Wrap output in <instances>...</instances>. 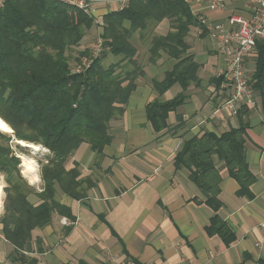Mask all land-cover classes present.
<instances>
[{
  "label": "trees",
  "instance_id": "obj_1",
  "mask_svg": "<svg viewBox=\"0 0 264 264\" xmlns=\"http://www.w3.org/2000/svg\"><path fill=\"white\" fill-rule=\"evenodd\" d=\"M166 18L173 21V30L166 35L150 34ZM198 24L185 0H130L104 16L98 35L102 50L96 53L98 37L94 46L80 47L96 25L94 17L81 9L57 0L5 2L0 11V127L9 129L10 125L15 138L49 150L40 161L42 186L37 189L23 176L22 160L17 156L18 151L30 150L14 144L12 135L0 131V171L7 175L4 189L0 176L1 200L6 192L0 223L5 237L15 246L17 259L26 261L34 231L48 225L54 213L74 218L71 208L57 198L59 190L80 199L87 187L95 185L91 177L82 176L77 161L71 168L67 162L83 143L98 156L112 143L111 122L123 114L137 79L144 74L137 60L139 49L133 43L135 32L142 41L151 40V60L160 56V51L175 60L163 80L153 81L162 93L177 82L184 87L198 82L200 66L188 55L186 41L191 27ZM109 53L118 60L107 62ZM253 56L251 78L264 117V39L258 40ZM186 98L181 93L171 100L148 104V117L156 131L167 125L169 111L176 110ZM252 111L246 106L239 108V125L221 134L204 131L185 140L175 157L176 167L189 171L204 201L215 211L209 232L218 231L228 241L234 240V233L217 213L222 206V176L215 159L223 161L239 182V192L248 193L256 178L245 146Z\"/></svg>",
  "mask_w": 264,
  "mask_h": 264
},
{
  "label": "crops",
  "instance_id": "obj_2",
  "mask_svg": "<svg viewBox=\"0 0 264 264\" xmlns=\"http://www.w3.org/2000/svg\"><path fill=\"white\" fill-rule=\"evenodd\" d=\"M244 0H228L229 9L199 8L211 23L230 27L228 15L242 11ZM117 3L100 5L94 25L82 40L81 48L94 46L104 16L119 10ZM198 19V12L192 13ZM199 20V19H198ZM170 19L158 23L152 35L173 30ZM186 36L188 55L199 63L198 82L184 87L179 82L160 93L154 80H163L175 60L164 51L151 60V40L142 43L135 32L138 62L144 74L137 79L122 115L111 122L113 141L98 156L83 143L69 158L67 167L80 164L82 176L91 177L94 186L74 199L61 190L57 198L71 208L74 218L54 213L52 221L34 231L32 250L26 261L16 258L0 223V264H264V117L252 111L246 129V158L255 175L248 193H240L239 182L224 162L216 157L221 169L222 206L219 217L234 233L228 241L218 231L209 232L215 211L204 201L200 189L185 168H177L175 157L185 140L204 131L221 134L239 125L236 113L221 107L218 93L220 71L226 60L218 50L205 24L199 20ZM127 27L129 22H125ZM137 41V42H135ZM255 54V53H254ZM118 57L108 54L107 62ZM248 68L254 71V56ZM185 102L168 113L167 125L156 131L149 120L147 106L167 101L179 94ZM202 200V201H201Z\"/></svg>",
  "mask_w": 264,
  "mask_h": 264
},
{
  "label": "built area",
  "instance_id": "obj_3",
  "mask_svg": "<svg viewBox=\"0 0 264 264\" xmlns=\"http://www.w3.org/2000/svg\"><path fill=\"white\" fill-rule=\"evenodd\" d=\"M7 0H0V11ZM63 4L81 9L94 17L100 5L117 3L119 9L125 7L130 0H57ZM192 13L199 14L198 19L205 24L218 50L226 60L225 68L220 71L222 77L219 95L221 107L230 113L246 106L259 111V98L253 87L251 71L248 68L249 58L256 52L257 42L264 39V0H244L242 11L232 10L228 20L230 27L224 23H211L201 15L200 5L206 4L210 10L224 12L229 9L228 0H185ZM103 25L104 22H99ZM96 43V53L102 50L100 36ZM2 212H0V216ZM125 264H133L127 262Z\"/></svg>",
  "mask_w": 264,
  "mask_h": 264
},
{
  "label": "rangeland",
  "instance_id": "obj_4",
  "mask_svg": "<svg viewBox=\"0 0 264 264\" xmlns=\"http://www.w3.org/2000/svg\"><path fill=\"white\" fill-rule=\"evenodd\" d=\"M150 34H151V32H150ZM135 42H137V41H135ZM142 43H144V42L142 41ZM77 53L78 52L76 50H74L75 56H78ZM2 129H5V128H2ZM1 132H3V131H1ZM3 133H5V132H3ZM14 144H16L15 141H14ZM47 154H49V150L47 148L46 149L41 148L36 153H32L31 151H29L27 153L18 151V155H20L22 157V162H21L22 166L20 164L21 172L23 171V173L27 177L28 182L30 181L31 183H33L32 185H34L37 189H40L42 186L41 173H40V170H41L40 161L43 160ZM0 176H1L2 180L4 181V185H3V189H4L7 186V182H6L7 175L0 171ZM0 185H1V183H0ZM5 197H6V192L4 190L2 214L4 212ZM0 202H1V198H0Z\"/></svg>",
  "mask_w": 264,
  "mask_h": 264
},
{
  "label": "water",
  "instance_id": "obj_5",
  "mask_svg": "<svg viewBox=\"0 0 264 264\" xmlns=\"http://www.w3.org/2000/svg\"><path fill=\"white\" fill-rule=\"evenodd\" d=\"M1 131H3V130H1ZM3 132H4V131H3ZM5 133L12 135L13 138L15 139V143H16V144H19V145H21L22 147H24V148H26V149H29L32 153H36V152H38L41 148L46 149V148H45L44 146H42L41 144H34V143H30V142H27V141H24V140H20V139L15 138L13 128H11V131H9V132H5ZM17 156L20 157L21 160H22V157H21L20 155L17 154ZM21 166H22V164H21ZM22 174H23V176H24L25 178H27L26 175L23 173V171H22ZM29 182H30V181H29ZM30 184H33V183L30 182Z\"/></svg>",
  "mask_w": 264,
  "mask_h": 264
},
{
  "label": "bare ground",
  "instance_id": "obj_6",
  "mask_svg": "<svg viewBox=\"0 0 264 264\" xmlns=\"http://www.w3.org/2000/svg\"><path fill=\"white\" fill-rule=\"evenodd\" d=\"M7 123V122H6ZM8 124V123H7ZM9 125V124H8ZM9 129H6L5 131H7V132H9V131H11V126L9 125ZM1 128V127H0ZM2 129V128H1ZM4 130V129H3ZM3 193V192H2ZM3 197H4V195H3ZM3 197H2V200H3ZM2 200H1V202H0V212H2Z\"/></svg>",
  "mask_w": 264,
  "mask_h": 264
}]
</instances>
